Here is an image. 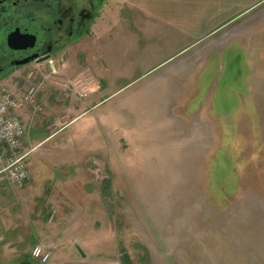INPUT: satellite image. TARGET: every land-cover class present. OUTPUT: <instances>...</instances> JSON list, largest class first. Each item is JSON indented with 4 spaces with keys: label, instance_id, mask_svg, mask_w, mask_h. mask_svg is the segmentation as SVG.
Instances as JSON below:
<instances>
[{
    "label": "rangeland",
    "instance_id": "rangeland-1",
    "mask_svg": "<svg viewBox=\"0 0 264 264\" xmlns=\"http://www.w3.org/2000/svg\"><path fill=\"white\" fill-rule=\"evenodd\" d=\"M119 1L106 0L98 19L135 13ZM96 22L56 58L2 81L34 95L21 107L30 179L0 188V258L41 264L30 250L53 222L96 259L264 264V0L230 14L203 46L223 44L169 85L153 80L175 57L118 76L89 66Z\"/></svg>",
    "mask_w": 264,
    "mask_h": 264
},
{
    "label": "crops",
    "instance_id": "crops-1",
    "mask_svg": "<svg viewBox=\"0 0 264 264\" xmlns=\"http://www.w3.org/2000/svg\"><path fill=\"white\" fill-rule=\"evenodd\" d=\"M261 1L263 0H159L155 3L154 0H120L124 7L134 10L135 13L124 18L121 16L123 12L120 11L117 21L103 14L96 22V28L90 33L92 42H89L85 50L88 52L87 61L91 59L95 62L89 66L96 67L98 73L112 69L114 76H118L124 71L129 74L131 67L136 65L142 66L147 70L146 72H149L175 57L167 73H160L159 77L156 75L153 81L166 85L179 82L180 69L187 67L189 60L195 59L198 54L200 57L202 49L223 44V42H210L207 46H203L205 39H212L213 34L230 14L235 10H247ZM212 32L213 34H210ZM163 40L170 41L167 43L165 54L160 53L161 46L165 44L161 42ZM193 50V53L187 54V51ZM119 65L124 66L125 69H117ZM167 74L172 77H165ZM135 80L136 78L126 84ZM96 89L102 90L99 86ZM162 92L164 93V90ZM199 106L182 113L187 118L188 113L194 115L199 111ZM24 108L25 106L18 112L21 119L26 122L23 119ZM56 226L53 222L46 226L48 235L40 230L41 243L51 252L49 261L44 264H122L120 259L113 256L110 259L88 257L91 250L85 247L86 242L83 238L74 235L77 231H72V228L69 230V235V231L66 232L70 228L69 225ZM55 227L60 230H54ZM65 236L68 238L63 239ZM0 264H10V261L5 262L4 258H0Z\"/></svg>",
    "mask_w": 264,
    "mask_h": 264
},
{
    "label": "flooded vegetation",
    "instance_id": "flooded-vegetation-1",
    "mask_svg": "<svg viewBox=\"0 0 264 264\" xmlns=\"http://www.w3.org/2000/svg\"><path fill=\"white\" fill-rule=\"evenodd\" d=\"M106 0H0V82L89 33Z\"/></svg>",
    "mask_w": 264,
    "mask_h": 264
},
{
    "label": "built area",
    "instance_id": "built-area-1",
    "mask_svg": "<svg viewBox=\"0 0 264 264\" xmlns=\"http://www.w3.org/2000/svg\"><path fill=\"white\" fill-rule=\"evenodd\" d=\"M33 95L29 91L15 96L5 83H0V188L20 187L30 179L29 151L22 147L27 127L18 111L23 104L33 101ZM30 257L44 264L51 252L45 244L38 243L31 248Z\"/></svg>",
    "mask_w": 264,
    "mask_h": 264
},
{
    "label": "water",
    "instance_id": "water-1",
    "mask_svg": "<svg viewBox=\"0 0 264 264\" xmlns=\"http://www.w3.org/2000/svg\"><path fill=\"white\" fill-rule=\"evenodd\" d=\"M77 246V245H76ZM78 250L81 252V249L77 246ZM82 253V252H81Z\"/></svg>",
    "mask_w": 264,
    "mask_h": 264
},
{
    "label": "trees",
    "instance_id": "trees-1",
    "mask_svg": "<svg viewBox=\"0 0 264 264\" xmlns=\"http://www.w3.org/2000/svg\"><path fill=\"white\" fill-rule=\"evenodd\" d=\"M25 264H30V262H25Z\"/></svg>",
    "mask_w": 264,
    "mask_h": 264
}]
</instances>
